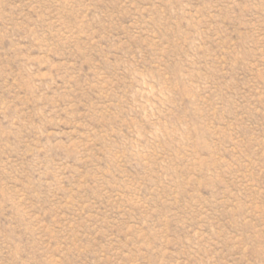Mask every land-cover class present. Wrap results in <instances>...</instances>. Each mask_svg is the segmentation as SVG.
<instances>
[{"label":"rangeland","instance_id":"1","mask_svg":"<svg viewBox=\"0 0 264 264\" xmlns=\"http://www.w3.org/2000/svg\"><path fill=\"white\" fill-rule=\"evenodd\" d=\"M0 264H264V0H0Z\"/></svg>","mask_w":264,"mask_h":264}]
</instances>
